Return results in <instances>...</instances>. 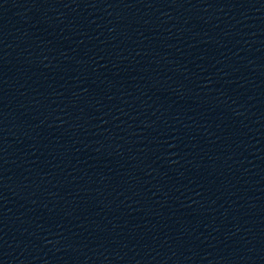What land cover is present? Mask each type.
I'll return each instance as SVG.
<instances>
[{
  "label": "water",
  "instance_id": "water-1",
  "mask_svg": "<svg viewBox=\"0 0 264 264\" xmlns=\"http://www.w3.org/2000/svg\"><path fill=\"white\" fill-rule=\"evenodd\" d=\"M0 264H264V0H0Z\"/></svg>",
  "mask_w": 264,
  "mask_h": 264
}]
</instances>
